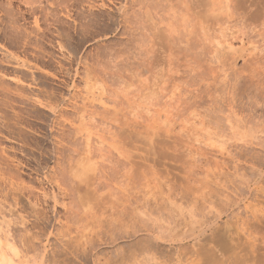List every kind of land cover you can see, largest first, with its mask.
<instances>
[{"label":"rangeland","instance_id":"obj_1","mask_svg":"<svg viewBox=\"0 0 264 264\" xmlns=\"http://www.w3.org/2000/svg\"><path fill=\"white\" fill-rule=\"evenodd\" d=\"M208 1L0 0L16 263L186 264L146 228L167 236L194 200L208 218L231 206L220 222L264 253V0Z\"/></svg>","mask_w":264,"mask_h":264},{"label":"bare ground","instance_id":"obj_2","mask_svg":"<svg viewBox=\"0 0 264 264\" xmlns=\"http://www.w3.org/2000/svg\"><path fill=\"white\" fill-rule=\"evenodd\" d=\"M233 1L237 2L238 0H233ZM207 5L209 7V10L215 11L214 8V6L216 5L215 0H209ZM229 46L230 47L228 48L233 50L232 44H229ZM261 182L263 181L261 180ZM249 185L250 184H248V186ZM261 187L263 189L260 190L264 191V186ZM194 201L193 203L195 204L197 201L196 202ZM204 202L205 201H203V203ZM197 203L199 204V202ZM194 204H193L194 207L192 206L193 212L194 210L197 209L196 204L195 205ZM204 204L201 203V206ZM203 207H205V205ZM192 210H190L187 213L188 214L187 216L186 214L181 213L183 220L181 219V221H178L176 219L177 220L176 223L170 221L171 223L174 224L172 226L169 225L171 223L169 224L166 223V225H164L166 227V228L164 227L165 229L163 228V225L159 226V228L162 226L161 228L164 229V232L166 231L167 234L169 233L167 236L160 235L158 234V231L154 232L155 229L152 230L150 228H146V233H147L146 235L148 236L152 235L153 237H155L154 238L155 240L156 239L158 240L157 242L159 243L163 242L165 246L168 245V247L174 246L183 249L185 247L190 248L192 252V257L187 258L186 264H228L229 263L228 261L231 262L229 264H232V262L233 264H264V253H259L256 250V248L255 249L252 248L253 249L252 253H250L251 256H248L249 254L246 252L247 250L245 249V247L243 246L244 247L243 248L241 246L242 244L241 245L238 244V240H236V238H234L233 235H231L232 231L230 232V228H232V224H230L231 220H229V218H226L224 221H222V223L220 222V220H223L225 217H228L230 213L233 212L231 206H228L223 210L220 209V211L216 210L217 213H215L216 216H214V218L210 217V215L211 216L214 215L213 213L212 215L211 212H209L210 210H208L207 213L204 212L203 210L197 212L195 211L196 213H193L191 212ZM189 213H191L190 216ZM208 213H210L209 215L210 218L207 217ZM184 216L186 217L184 218ZM259 223L260 226L264 228V215L262 216V219L259 220ZM2 243L3 241L1 239L0 264H19L16 263L15 260L11 259L12 257L6 255V253L4 252L5 251L4 248H3L4 251H2L1 248L4 247Z\"/></svg>","mask_w":264,"mask_h":264}]
</instances>
